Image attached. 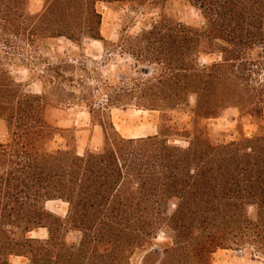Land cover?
Listing matches in <instances>:
<instances>
[{
    "label": "trees",
    "instance_id": "obj_1",
    "mask_svg": "<svg viewBox=\"0 0 264 264\" xmlns=\"http://www.w3.org/2000/svg\"><path fill=\"white\" fill-rule=\"evenodd\" d=\"M30 1L0 0V120L8 132L0 142V264H15L13 257L24 259L18 264H131L159 229L171 244L158 264L189 256L210 264L217 249L243 244L264 256V0H186L204 18L201 28L161 12L147 24L143 16L166 0H42L35 11ZM100 4L125 7L124 22L140 26L127 51L131 83L89 86L106 90L104 105L93 109L88 102L101 142L79 154L74 132L49 120L46 91L3 95L15 86L7 59L17 56L33 77L34 68L47 64L51 78L58 71L50 65L57 40L105 42ZM255 48L263 51L256 61L246 52ZM205 51H218L221 59L200 65ZM140 65L152 73L136 75ZM191 96L192 125H165ZM127 105L159 111V132L121 135L108 109ZM231 106L239 138L211 143L199 121ZM253 121L256 131L247 137L243 124ZM62 131L66 147L46 149ZM47 201L66 203V214L46 208ZM39 228L45 237L30 235ZM72 232L74 241L67 237Z\"/></svg>",
    "mask_w": 264,
    "mask_h": 264
},
{
    "label": "rangeland",
    "instance_id": "obj_2",
    "mask_svg": "<svg viewBox=\"0 0 264 264\" xmlns=\"http://www.w3.org/2000/svg\"><path fill=\"white\" fill-rule=\"evenodd\" d=\"M41 5L42 0H32V9H39ZM98 10L101 13L100 33L105 42L85 38L80 45H77L63 38L57 40L56 51L58 55L50 60V65L57 67L58 71L56 74L53 73L51 78L47 76L46 70H44L47 64L34 68L33 77L29 69L20 65L17 56L13 55L11 61L7 59V62H10L8 65L9 74L14 78L15 86L3 95L8 97V94L12 93L14 97H18L22 95V92L40 94L46 91L50 95V104L52 105L48 110L49 120L60 129L74 132L75 148L79 154L86 148L96 149L101 142V128L88 113V102H92L93 109L104 105L106 90L101 87L91 92L89 86H101L105 82L110 85H128L131 83L133 75H131L132 71L129 72L128 69L133 60L127 51L134 43L133 36L137 34L140 26L137 21L132 26L128 22H124V15L127 13L125 7L116 4H100ZM158 12L163 13L172 22L197 28L204 26V18L200 12L186 0H166L159 8L144 15L143 19L147 20L148 24ZM11 52L17 54V51ZM246 52H248L250 59L256 61L263 51L255 48L253 51ZM2 55L3 53L0 51V56ZM220 59V52L207 53L205 51L199 54L198 63L208 65L212 62H218ZM29 63L31 67L38 65L35 56H32ZM136 69L138 70L135 74L143 78L152 73L151 66L140 65ZM39 73L46 75L40 81L36 79ZM194 103V97L191 96L189 106L172 111L170 115H167L168 120L165 125L178 130L189 128L192 125ZM108 111L115 129L123 136L137 137L159 132L161 123L159 111L136 109L130 105L109 107ZM236 115V108L231 106L221 111L217 117L200 120L199 126L202 129L203 127L206 128L209 133L207 139L211 143H227L239 138L240 129L236 127ZM254 121L243 124L242 132L245 136L250 137L256 131ZM261 123L264 124V119L261 120ZM67 134V132L62 131L60 134L54 135L46 143L45 148L48 150L65 148L66 143L62 136ZM7 140L8 132L5 122L0 120V142L4 143ZM169 142L181 146L187 145V142L179 138H169ZM45 207L62 216L66 214L67 210V204L61 201H47ZM30 235L43 238L46 236V232L45 229L39 228L32 231ZM75 236L76 234L73 232L67 235L70 241H74ZM153 242L149 248L136 251L131 258V264H158L162 257V249L165 245L171 244L169 233L164 229H159ZM11 260L18 264L24 259L13 257ZM175 263L199 264L196 258L191 256L180 258ZM210 264H264V256L253 247L243 244L217 249L212 254Z\"/></svg>",
    "mask_w": 264,
    "mask_h": 264
},
{
    "label": "crops",
    "instance_id": "obj_3",
    "mask_svg": "<svg viewBox=\"0 0 264 264\" xmlns=\"http://www.w3.org/2000/svg\"><path fill=\"white\" fill-rule=\"evenodd\" d=\"M31 5H32V0L30 1V9L33 11L38 10V9H32Z\"/></svg>",
    "mask_w": 264,
    "mask_h": 264
}]
</instances>
